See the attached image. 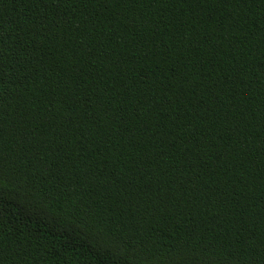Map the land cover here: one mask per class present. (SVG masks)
<instances>
[{
    "label": "trees",
    "instance_id": "trees-1",
    "mask_svg": "<svg viewBox=\"0 0 264 264\" xmlns=\"http://www.w3.org/2000/svg\"><path fill=\"white\" fill-rule=\"evenodd\" d=\"M0 264H264V0H0Z\"/></svg>",
    "mask_w": 264,
    "mask_h": 264
}]
</instances>
